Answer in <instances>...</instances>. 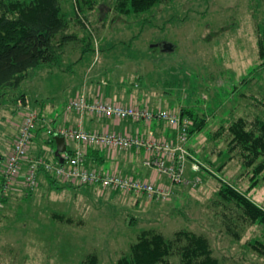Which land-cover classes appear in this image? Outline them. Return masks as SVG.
Instances as JSON below:
<instances>
[{
    "label": "rangeland",
    "instance_id": "374dc122",
    "mask_svg": "<svg viewBox=\"0 0 264 264\" xmlns=\"http://www.w3.org/2000/svg\"><path fill=\"white\" fill-rule=\"evenodd\" d=\"M63 4L69 13L76 6L74 0H63ZM89 12L94 14L90 19L95 49L100 46L98 55L97 51L83 53L80 46L74 50L78 44L72 42L59 65L32 69L19 88L4 90L0 168L26 116L22 93L41 115L62 113L65 101L82 88L91 63V84L117 77L126 86L128 62L148 51L146 63L166 68L163 76L172 83L177 98L191 105L196 114L207 115L204 128L190 135L194 156L217 177L264 205V178L250 188L251 169L245 168L239 157L218 169L227 160L228 140L216 133L223 122L264 118V64L259 49L264 0H169L140 16L120 15L114 0H96ZM146 16L150 22L144 27ZM105 20L108 22L103 24ZM141 30L138 37H132ZM112 164L107 161V168ZM140 170L144 174L149 169ZM151 173L153 178L163 177ZM213 174L200 170L197 187L185 183L163 201L78 182H40L29 196L21 185L0 210V264H80L92 252L98 254L100 264H116L138 234L149 228L169 238L182 229L203 234L209 238L214 256L226 264H264V258L249 244L264 240V226L236 221L239 238L231 234L226 215L236 217L230 211L224 214L217 196L219 182ZM193 177L187 175L189 181ZM156 185L163 189L171 182ZM56 212L72 220L54 218ZM171 259L173 264L179 263V257Z\"/></svg>",
    "mask_w": 264,
    "mask_h": 264
},
{
    "label": "trees",
    "instance_id": "16d2710c",
    "mask_svg": "<svg viewBox=\"0 0 264 264\" xmlns=\"http://www.w3.org/2000/svg\"><path fill=\"white\" fill-rule=\"evenodd\" d=\"M76 1L77 9L74 5V10L69 13L64 7L63 0H0V103L4 90L19 88L29 78L30 70L59 65L62 56L67 52L68 45L72 42L78 44L83 53L97 51L95 39L79 14L81 12L87 21L94 25L90 19L94 14L89 11L94 9L96 0ZM166 1L169 0H114V9L122 16H140L146 12L151 13ZM106 22L108 21H103V24ZM149 22L150 17L146 16L143 19L144 27ZM80 31L83 32L82 36ZM142 32L143 30L132 37H138ZM259 49L260 58L264 64V34L262 33ZM21 98L22 101L25 100V93L21 94ZM182 113L192 120L190 135L204 128L207 121L206 114H196L188 108L183 109ZM43 119L44 116L39 113L38 121ZM216 133L218 136H226L228 140L227 160L218 169L222 170L230 160L239 157L242 165L251 169L250 188L256 187L264 178L262 177L264 174V118L255 117L249 121L239 117L227 123L223 122ZM32 143L30 156L44 157L49 161L59 159L55 151L47 153L46 146H52L55 149L56 141L54 136L49 135L45 130V125L42 124L38 130L35 129L31 145ZM90 149L93 148L86 149L85 166L96 168V164L88 160L86 162ZM208 168L203 166L201 170L213 174L214 172ZM39 172L44 173L51 183L64 184L44 168H41ZM127 175L145 179L137 175ZM213 175L219 182L217 196L225 208L224 214L230 211L236 217L226 215L227 227L231 234L239 238L238 230L235 228L236 221L243 220L245 223H259L264 226V207L255 203L223 178L217 177L215 173ZM30 194L31 192L28 195ZM6 201L7 196L4 199V202ZM53 216L61 221L72 220L63 213L56 212ZM249 244L259 256L264 258V240L256 239ZM173 256L179 257L178 264H226L214 256L207 236L182 229L176 231L174 237L169 238L155 228L143 229L136 240L130 243L128 252L118 259L116 264H173L171 259ZM80 264H100L99 256L95 252L89 253Z\"/></svg>",
    "mask_w": 264,
    "mask_h": 264
},
{
    "label": "built area",
    "instance_id": "2783aa9c",
    "mask_svg": "<svg viewBox=\"0 0 264 264\" xmlns=\"http://www.w3.org/2000/svg\"><path fill=\"white\" fill-rule=\"evenodd\" d=\"M74 2L77 9V1L74 0ZM79 14L95 39L96 35L91 24L81 12ZM98 53L97 45V55ZM25 109L26 116L20 126L14 146L7 155L0 172V209L4 206L5 197L13 188L16 180L21 176L25 164L24 187L27 190V194L36 188L41 168L52 173L64 183L78 182L84 185H99L115 191L141 195L149 201L168 200L173 193L175 185L188 183L192 187H197L201 182L199 171L205 165L190 151L189 131L192 120L184 116L181 110L150 109L129 104L111 103L99 98L91 99L85 87L77 97L72 98L67 103V110L75 111L80 115L90 113L118 120L142 121L148 125L154 121H162L172 127L175 138L173 140L163 139L156 137L153 133L148 135H124L115 132L91 131L82 126H55L47 123L49 135L62 136L66 140L75 141L79 145L73 152L67 151L63 153L61 160L49 161L44 157H32L29 154L33 134L39 120V113L29 107V105ZM87 147L123 151L144 150L146 155L143 158L144 167L167 176L171 186L162 189L147 179H138L131 175H123L117 171L108 172L96 168H88L85 166V151ZM189 163L195 173L190 181L187 178Z\"/></svg>",
    "mask_w": 264,
    "mask_h": 264
},
{
    "label": "crops",
    "instance_id": "0c3cea01",
    "mask_svg": "<svg viewBox=\"0 0 264 264\" xmlns=\"http://www.w3.org/2000/svg\"><path fill=\"white\" fill-rule=\"evenodd\" d=\"M136 42L131 43L132 46L136 45ZM78 46L79 45H75L74 50L78 49L79 48ZM155 46H157L156 41L153 42V44L150 46L152 51H154L153 48ZM168 50H170V48H168ZM144 54L146 55H140L139 57L132 59L128 62L130 78L126 86H124V84H122L121 81L118 82L116 80L117 77L112 80L103 78L100 83L91 84V80L92 78H94L92 76L93 64L91 63L89 65V68L87 69L84 79L82 80L83 84L81 86L82 87L81 89L84 90L86 87L88 91V95L90 96L91 99L99 98L111 103L129 104L137 107L150 108V109L168 110V108H171L169 111L171 110L178 111L182 108H188L192 110L191 105L184 103L183 100L178 99L177 96L174 94L172 83L166 80V76H163L164 72H166V68L164 69L160 68L159 66H157L156 63H153V65L147 64L146 60L150 56L148 51H144ZM77 60H79V57L75 61ZM156 73H157V77L154 76ZM81 89L78 90L75 93V95L72 97H77V95L81 93L80 92L82 91ZM72 97H70V99ZM187 99H189V97H187ZM67 100L65 101L64 104L65 109L63 110L62 113H57L55 115L48 114L47 116H44L43 120L37 122L35 129L38 130L43 124L45 125V130H47V123H51L55 126L57 125H65L72 127L82 126L83 128L91 131L115 132L124 135H138V134L148 135L149 133H153L156 137L163 139L173 140L175 138V133L172 127L168 125V123L162 121H154L152 124L148 125L142 121L139 122L131 119L118 120L113 118L101 117L90 113L80 115L75 111H69L66 109ZM23 101H25L23 102V107L25 109V107L29 104L27 103V98H25V100ZM1 104L2 103H0V108H1ZM29 107L31 106L29 105ZM31 108L33 109V107ZM19 129L20 126L18 128L15 137H17ZM69 143L66 140V146L68 152L69 151L73 152L79 146L78 143L72 140H70ZM32 146L33 143L30 147V150L32 149ZM56 148L57 145L55 149L54 147L52 148V146L51 147L46 146L47 153L50 154V152L56 151ZM92 148L93 149H90L87 154L86 162L88 160L93 164H96L97 167L103 171H106L108 169V171L110 170V172L117 171L118 173H121L123 175H127V174L137 175L141 178H147L148 180L150 179L155 184L167 185L170 182L168 177L165 175H163V177L158 176L156 178H153L151 169H149L148 172H145L143 174V171L140 170V167L146 168L144 167V165H142L143 158L146 156L144 150L137 151L133 149L131 151H125V150L123 151V150H114V149H106L99 147H92ZM94 149L95 151H93ZM107 161H113V164L112 166H110V168H107L106 166ZM25 169H26V164L23 166L21 176L16 180V182L13 185V188H11V190L7 194V199L12 194L14 195L15 194L14 192L19 190L21 185L23 187L25 186L24 184L25 173H26ZM194 174L195 173L192 170L191 165L189 163L187 168V175L189 177H193ZM0 179H1V175H0ZM40 182L51 183L50 179H48L42 172H39L37 184ZM180 187L182 186L175 185L173 192L175 190H178ZM259 205L264 207L263 204H259Z\"/></svg>",
    "mask_w": 264,
    "mask_h": 264
},
{
    "label": "water",
    "instance_id": "95a60500",
    "mask_svg": "<svg viewBox=\"0 0 264 264\" xmlns=\"http://www.w3.org/2000/svg\"><path fill=\"white\" fill-rule=\"evenodd\" d=\"M54 139L56 141V156L61 160L62 159V154L67 152V146H66V139L62 136H54Z\"/></svg>",
    "mask_w": 264,
    "mask_h": 264
}]
</instances>
